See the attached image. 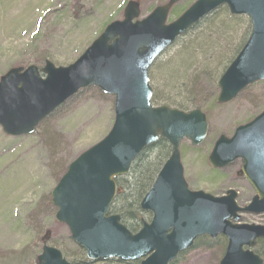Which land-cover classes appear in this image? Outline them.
<instances>
[{
	"label": "water",
	"instance_id": "1",
	"mask_svg": "<svg viewBox=\"0 0 264 264\" xmlns=\"http://www.w3.org/2000/svg\"><path fill=\"white\" fill-rule=\"evenodd\" d=\"M176 1L157 6L141 20H134L140 14L139 2L128 1L122 19L107 24L67 66L45 61L41 68H9L0 76V127L8 136L31 134L84 87L113 95L111 128L67 165L50 191L54 219L66 226L85 256L93 261L168 264L196 237L221 234L227 246L219 264H261L251 249L257 238H264V226L236 222L238 213H264V110L237 126L231 136L219 135L207 157L212 168L242 159L240 173L255 192L250 202L238 206L234 189L221 196L191 191L183 177L179 144L184 138L194 146L203 141L206 116L199 109L153 107L148 68L193 23L225 4L231 14H244L251 22L246 42L218 80L216 102L232 100L245 86L264 80V0H197L175 21L165 23ZM159 136L168 141L171 153L139 204L151 212V220L131 233L118 214L108 213L116 191L113 179L125 175ZM36 261L67 264L61 252L47 244Z\"/></svg>",
	"mask_w": 264,
	"mask_h": 264
},
{
	"label": "rangeland",
	"instance_id": "2",
	"mask_svg": "<svg viewBox=\"0 0 264 264\" xmlns=\"http://www.w3.org/2000/svg\"><path fill=\"white\" fill-rule=\"evenodd\" d=\"M127 1L0 0V76L11 67L30 64L40 67L45 59L56 66L71 63L97 37L99 28L122 18ZM193 1L181 0L172 6L171 12L174 9V13H179ZM164 2L140 0L141 16ZM223 17L219 11L214 18L216 27ZM174 18L170 13L169 21ZM239 23L240 31L230 55L248 36L247 18L241 17ZM212 31L204 34V46L211 44L206 40H210ZM193 38L194 35H186L178 39L151 66L149 79L154 89L166 81L160 73L164 64L176 56L183 43L188 44L191 41L188 39ZM203 38L199 39V44ZM227 64L228 60H224L211 73L197 77L195 100L201 103L197 107L207 115L208 131L198 146L183 141L180 158L189 189L215 195L235 189L238 204L244 206L254 191L244 178L236 175L240 160L212 170L206 159L220 134L230 136L236 126L264 109V81L247 86L225 104H217L216 82ZM113 104L112 95L90 86L80 89L52 112L32 134L12 137L0 128V264H37L36 257L44 241L59 249L68 261L82 257L70 240L67 228L54 219L50 191L69 162L108 132L114 118ZM146 218L148 220L149 215ZM240 222L264 225V214L243 213ZM218 244L199 243L173 264H216L223 249L222 244Z\"/></svg>",
	"mask_w": 264,
	"mask_h": 264
},
{
	"label": "trees",
	"instance_id": "3",
	"mask_svg": "<svg viewBox=\"0 0 264 264\" xmlns=\"http://www.w3.org/2000/svg\"><path fill=\"white\" fill-rule=\"evenodd\" d=\"M219 11L223 13L224 17L222 20L219 19L221 22L216 27L214 18L219 15ZM241 17L230 16L226 8L221 7L215 13L205 18L200 25L196 26L188 34L190 36L194 35V38L188 39L191 40L188 44L183 43L179 48L181 50H179L176 56L164 64L160 73L165 76L166 81L163 84H157L153 92L152 102L154 104L167 102L169 105L182 110L200 106L201 103L195 100L196 88L198 87L197 77L201 73H211L215 69V66L217 64L220 65L224 60H228L229 63L241 48L243 43L235 50L234 54L230 55L232 48L235 47L234 43L240 31L239 21ZM248 28L250 30V24ZM100 30L101 28L98 31ZM210 30H213L211 36H209L211 38L206 41L211 44L204 46L206 38L204 34ZM202 38L203 40L199 44V39ZM213 50L217 51L212 52ZM164 76L162 77L164 78ZM163 78H161L162 81H164ZM166 83L169 84L167 85ZM169 151L170 147L166 140L159 137L154 144L143 150L132 162L126 176L115 179L119 191L113 199L111 212L119 214L121 222L132 232L138 230L142 222L147 219L148 214L141 212L138 204L149 189L155 175L165 160L162 158L167 157ZM204 242L207 245L219 243L218 245L222 244L223 246L225 244L223 238L210 240L206 237H201L196 240L194 246ZM77 250H79L82 257L68 261L69 264H86L88 261L84 257L83 251L80 248H77ZM255 252L263 258L264 264L263 239L258 240ZM126 264H138V262Z\"/></svg>",
	"mask_w": 264,
	"mask_h": 264
}]
</instances>
